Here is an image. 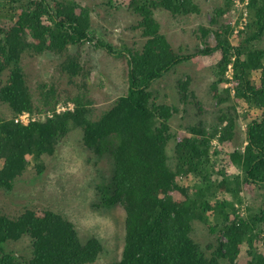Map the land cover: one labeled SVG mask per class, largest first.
Returning <instances> with one entry per match:
<instances>
[{"label": "trees", "instance_id": "1", "mask_svg": "<svg viewBox=\"0 0 264 264\" xmlns=\"http://www.w3.org/2000/svg\"><path fill=\"white\" fill-rule=\"evenodd\" d=\"M0 4L11 9L18 5L20 9L13 26L5 31L0 28V77L4 72L8 74L0 87V100L8 104L14 115L32 111L34 106L21 66L24 54H54L60 60L62 74L71 83L78 76H87L88 71L85 63L71 54L70 47L76 50L87 42L92 43L110 55L125 57L128 63L126 93L96 120L90 119L86 93L81 90L73 98L72 110L55 112L45 121L23 125L0 116V189L5 192L13 189L16 179L28 167L27 156L41 174L45 167L43 156L52 155L72 127L82 131L84 148L98 156L107 154L113 166L112 180L99 187L100 206L104 210L119 204L124 211L122 253L119 261L112 264H237V247L243 243L250 249L249 264H264V256L253 250L255 240L260 237L259 230L264 227V203L260 209L242 217L237 214L235 202L216 198V193L223 189L241 202L239 176L218 171L212 157L215 152H210L211 140L218 133L219 142L232 136L236 125L233 116L220 130L215 128L210 133L200 123L188 126L190 136L177 143L175 164L171 165L166 148L174 138L169 120L176 109L155 103L151 90L156 81L194 55L220 52L221 58L215 66L217 79L211 89L222 104L230 90H224L222 95L217 94V89L233 58L235 94L261 114L246 119L245 150L232 152L230 159L241 168L244 183L264 189V49L258 47L264 37V0H249L248 31L240 33L235 46L227 36L228 26L219 25L217 20L229 6L226 0L223 7L214 10L210 24L216 29L199 27L203 48L190 54L175 51L161 33L154 11L163 8L171 14L195 13L193 0H129L145 38L141 49L127 45L117 48L96 38L91 30L89 8L79 7L73 0H29L26 5L22 0H0ZM211 32L216 41L214 46L205 41ZM29 36L33 41L28 40ZM254 69L261 70L258 85L248 78ZM188 84V80L178 81L179 99L184 104L197 105L200 111L195 96L187 94ZM42 89L41 102L54 109L55 89L46 85ZM225 119L222 113L219 124ZM188 173L198 179L191 191L176 183L180 174ZM174 190L182 194L181 201L171 195ZM196 221L208 225L211 232L221 228L226 238L211 257L204 254L192 237ZM23 235L31 239V256H17L6 250L8 242ZM102 250L97 237L81 240L74 224L59 213L45 210L40 216L25 209L15 218L0 214V264H92Z\"/></svg>", "mask_w": 264, "mask_h": 264}, {"label": "rangeland", "instance_id": "2", "mask_svg": "<svg viewBox=\"0 0 264 264\" xmlns=\"http://www.w3.org/2000/svg\"><path fill=\"white\" fill-rule=\"evenodd\" d=\"M79 7L90 10L91 30L96 38L107 41L119 48L122 45L141 49L145 38L141 35L138 26L139 17L129 7V0H73ZM197 11L190 14H171L163 8L154 11V17L160 24L163 33L176 52L183 54L194 53L197 48H203L200 39L199 27L216 29L210 22L214 18V10L223 7L226 0H193ZM29 0H22L28 4ZM19 6L12 9L0 4V28L7 30L17 20ZM249 0H229V6L219 16V25L226 24L229 28L227 36L233 46L237 45L240 33L248 31ZM79 9L77 8V12ZM44 22L48 24L46 17ZM33 41L32 37H28ZM205 41L214 46L216 41L211 32ZM258 47L264 49V37ZM71 54L79 57L85 63L87 76H78L71 83L67 75L60 69V60L50 53L42 55L24 54L21 66L25 73L27 85L32 94L33 110L20 112L16 115L7 103L0 100V116L4 119H13L14 123L29 124L32 121H45L55 112L72 110L73 98L76 92L86 93L87 107L91 110L90 119L96 120L102 112L110 109L118 97L127 91L128 63L125 57L114 56L106 51L96 48L92 43H85L81 48L70 47ZM221 58L220 52L212 55H194L189 61L177 65L172 71L152 85L153 99L157 104L175 107L176 111L169 120L170 130L174 135L167 144V153L171 165L175 164V147L183 138L190 136L188 126L200 123L209 133L213 129L219 130L227 124L229 117L233 116L236 125L232 136L219 142L218 136L213 137L210 143L211 153L215 159L216 168L225 174L239 176V196L241 202L236 201L223 189L216 193V198L236 203L239 216H248L252 211L260 209L264 203V189L244 183L242 170L231 162L230 155L238 150L244 152L246 141V119L258 118L260 110L254 109L235 94L236 81L233 76V66L228 64L224 74V81L219 84L217 94H224L229 89L228 99L222 104L214 97L211 85L216 81L215 68ZM7 73L0 77V87L7 80ZM261 70L254 69L249 72V79L259 84ZM188 80L187 94L194 95L200 104H184L179 99L178 81ZM43 85L55 89L56 101L53 107L47 108L41 102ZM78 85V86H77ZM50 90V89H49ZM192 100V98H190ZM40 109V110H38ZM222 113L227 119L218 122ZM15 119H18L16 122ZM82 131L70 128L56 146L52 155L43 156L44 170L41 174L36 172L34 162L30 156L27 169L20 175L10 192L0 189V214L15 218L25 209H31L37 215L45 210L53 211L70 220L81 240L90 236L97 237L103 246L97 260L92 264H112L119 261L124 244V211L119 204L104 210L101 204L99 187L107 185L112 180L113 166L107 154L98 156L93 150L84 148L81 141ZM198 179L192 174H180L176 183L179 187L192 189ZM176 201L183 199L178 190L171 192ZM215 201L211 200V204ZM230 219H234L231 214ZM210 223L214 224L210 215ZM221 229V228H220ZM219 228L209 230V226L194 222L193 239L200 244L207 257L216 253L219 244L226 242L223 232ZM259 239L255 240L253 250L264 256V227L259 230ZM7 251L17 256H31V239L23 235L17 241H10L6 245ZM248 245L243 243L237 247V264H249L251 255Z\"/></svg>", "mask_w": 264, "mask_h": 264}, {"label": "built area", "instance_id": "3", "mask_svg": "<svg viewBox=\"0 0 264 264\" xmlns=\"http://www.w3.org/2000/svg\"><path fill=\"white\" fill-rule=\"evenodd\" d=\"M56 113H60V110H58V112H56ZM15 121L17 122V121H18V119H15Z\"/></svg>", "mask_w": 264, "mask_h": 264}, {"label": "clouds", "instance_id": "4", "mask_svg": "<svg viewBox=\"0 0 264 264\" xmlns=\"http://www.w3.org/2000/svg\"><path fill=\"white\" fill-rule=\"evenodd\" d=\"M66 111V110H65ZM24 112V111H23ZM24 125V124H23Z\"/></svg>", "mask_w": 264, "mask_h": 264}]
</instances>
